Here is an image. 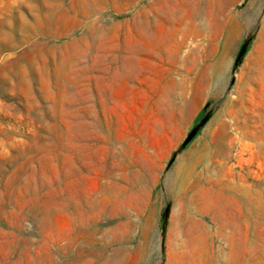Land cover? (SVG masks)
Segmentation results:
<instances>
[{"label":"rangeland","instance_id":"374dc122","mask_svg":"<svg viewBox=\"0 0 264 264\" xmlns=\"http://www.w3.org/2000/svg\"><path fill=\"white\" fill-rule=\"evenodd\" d=\"M0 264H264V0H0Z\"/></svg>","mask_w":264,"mask_h":264},{"label":"water","instance_id":"95a60500","mask_svg":"<svg viewBox=\"0 0 264 264\" xmlns=\"http://www.w3.org/2000/svg\"><path fill=\"white\" fill-rule=\"evenodd\" d=\"M247 48H248L247 44H244V45L242 46V49H241V51H240V54H239V58H238V60L241 59V58L244 56V54L247 52ZM195 135H196V131H193V132L189 135L188 139L185 141L183 147H186V146H187V145L193 140V138L195 137Z\"/></svg>","mask_w":264,"mask_h":264},{"label":"bare ground","instance_id":"6f19581e","mask_svg":"<svg viewBox=\"0 0 264 264\" xmlns=\"http://www.w3.org/2000/svg\"><path fill=\"white\" fill-rule=\"evenodd\" d=\"M200 2H201V1H200ZM222 8H223V7H222ZM222 8H221V9H222ZM223 9H224V8H223ZM223 9H222V10H223ZM224 10H225V9H224ZM169 14H170V13H169ZM218 17H219V14H218ZM218 20H219V19H218ZM220 21H221V20H220ZM221 22H222V21H221ZM197 23H198V22H197ZM212 23H213V22H212ZM224 23H225V22H224ZM218 24H219V23H218ZM201 25L203 26V29H201L202 27L200 28ZM201 25L199 26L200 29H198V30H200V31H198V33H204V31H205V32L208 31V30L205 28V27L208 28V26L206 25V20L201 19ZM205 25H206V26H205ZM220 25H221V24H220ZM220 25H219V26H220ZM209 26H210V25H209ZM219 26H218V28H219ZM221 26H222V25H221ZM196 28H197V27H196ZM212 28H213V27H212ZM212 28H211V29H212ZM209 30H210V29H209ZM214 30H215V29H214ZM212 31H213V30H212ZM213 34H214V33H213ZM182 46H183V45H182ZM181 48H182V47H181ZM182 57H183V56H182ZM183 58H184V57H183ZM143 59H144V58H143ZM200 177H201V176H200ZM216 177H217V176H216ZM201 178H202V177H201ZM214 178H215V177H214ZM199 179H200V178H199ZM208 179H210V178H208ZM187 182H188V181H187ZM187 182H186V183H187ZM217 182H218V181H217ZM219 182H220V181H219ZM212 185H213V184H212ZM235 185H236V184H235ZM230 186H231V185H230ZM233 187H234V186H233ZM238 188H239V187H238ZM235 189H236V188H235ZM218 191H219V190H218ZM218 191H217V192H218ZM245 192H246V191H245ZM239 193H240V192H239ZM215 194H216V193H215ZM227 196H228V195H227ZM245 196H246V195H245ZM242 197H243V196H242ZM241 205H242V204H241ZM256 213H257V212H256Z\"/></svg>","mask_w":264,"mask_h":264}]
</instances>
